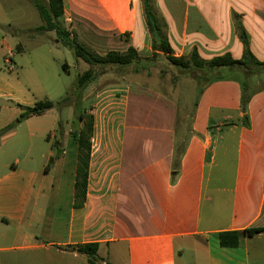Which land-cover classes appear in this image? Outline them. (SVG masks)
Returning <instances> with one entry per match:
<instances>
[{
  "label": "crops",
  "instance_id": "1",
  "mask_svg": "<svg viewBox=\"0 0 264 264\" xmlns=\"http://www.w3.org/2000/svg\"><path fill=\"white\" fill-rule=\"evenodd\" d=\"M30 5L0 0V264H89L78 251L87 244L99 245L98 264H109L102 252L122 264H264V230L244 235L236 248L219 239L221 232L264 229V90L248 105L247 126L233 79L207 86L192 116L174 97L136 80L97 88L87 196L76 208L77 129L61 126L59 113L20 120L22 109L37 102L30 86L39 77L30 81L23 66L20 75L5 64L8 58L16 64L11 54L24 51L18 40L41 37L35 29L42 24L22 20ZM157 6L176 56L196 47L202 58L223 49L241 59L237 14L253 54L264 61V0H157ZM13 8L18 19L10 18ZM63 19L98 55L130 47L142 57L153 54L142 0H65ZM80 62L74 58L77 77L89 67L84 62L80 69Z\"/></svg>",
  "mask_w": 264,
  "mask_h": 264
},
{
  "label": "trees",
  "instance_id": "2",
  "mask_svg": "<svg viewBox=\"0 0 264 264\" xmlns=\"http://www.w3.org/2000/svg\"><path fill=\"white\" fill-rule=\"evenodd\" d=\"M37 10L42 25L35 29V32L43 35L47 32H54L56 42L61 46L68 48L77 61H83L89 69L79 73L77 77V91L72 93L67 91L63 100L54 103L50 100L37 101L32 107H24L20 120L28 119L34 116H41L58 106L59 109L74 104L73 96L76 97L86 90L90 84L95 82L98 76L109 71L115 73H125L128 69L133 68V73L148 71L158 57H164L171 65L184 71L196 72L197 99L195 107L204 91V89L216 81L236 80L241 86V108L245 116L243 122L249 126V117L246 112L252 97L264 90V61L255 57L250 47V37L242 24L239 15L234 14V24L239 39L243 44V55L241 59L236 60L231 54L227 53L210 60L203 59L198 49L195 47L190 54L176 56L170 44L168 37V26L165 19L158 11L155 0H142L144 7V16L149 33L152 38L151 57H142L134 47H130L125 52L111 51L104 56L98 55L81 43L76 34L70 31L63 23L65 0H28ZM20 48V45L18 46ZM63 70L68 73L67 64L63 65ZM216 74L210 78L211 74ZM150 74V73H149ZM226 75H241L242 79L237 77H227ZM261 77L262 83L257 90H253L251 79ZM201 80H206L201 84ZM92 110V107H91ZM1 112V107H0ZM94 129V116L87 108H81L78 115V129L75 137L78 142V159L76 170V183L74 193V206L80 208L84 205L87 196L88 177L91 162L92 135ZM185 150V141L177 148L173 162V181L179 174L180 159ZM51 159L47 170L53 164ZM264 229L250 228L243 231H226L219 234L220 245L224 248H236L244 235H255L263 232ZM98 244H87L78 247V251L85 253L88 257L89 264H98L103 261L98 255Z\"/></svg>",
  "mask_w": 264,
  "mask_h": 264
},
{
  "label": "rangeland",
  "instance_id": "3",
  "mask_svg": "<svg viewBox=\"0 0 264 264\" xmlns=\"http://www.w3.org/2000/svg\"><path fill=\"white\" fill-rule=\"evenodd\" d=\"M26 1V0H25ZM157 5V0H155ZM158 8V6H157ZM17 9L13 8L9 11L11 19H18L20 17L19 13L16 14ZM30 14L26 18H23L24 24L28 26H38L42 24L41 18L36 11V9L30 5ZM159 11V9H158ZM160 12V11H159ZM144 13V7H143ZM161 14V13H160ZM162 15V14H161ZM163 17V15H162ZM164 18V17H163ZM64 25V19H62ZM166 21V20H165ZM167 23V21H166ZM169 31V25L167 23ZM236 28V27H235ZM51 38L48 33L41 35L39 41L36 40H18L17 44L22 43L24 51L14 52L11 54L16 61V73L21 75V67L24 68V73L31 78H35L34 74H37L39 81H35L30 86L32 90L33 98L36 101L50 100L54 103H58L63 100L66 96L67 91L76 93L77 91V68L74 67V56L72 52L63 46H56L49 42ZM224 50L219 49L214 53H205L203 58H212L213 56L223 55ZM68 62L71 67V72L67 73L63 70V65ZM20 66V67H19ZM80 69L86 68L84 62H80ZM89 67H87V70ZM79 70L78 72H82ZM150 73V74H149ZM216 74H211L210 78H214ZM227 77H237L242 79V76L237 75H226ZM197 73L191 71H184L178 67L171 65L164 57H158L155 64L149 68L148 71H142L140 73H133V68L128 69L125 73H115L114 71H109L103 75L98 76L97 80L89 85V87L81 92L77 97L74 95V104L63 107L59 109L56 106L54 109L48 111L47 113H59L61 119V126H64L66 130L78 129V115L81 108H87L91 111L93 95L97 88L117 81H132L136 80L145 86H151L154 90L164 92L169 96L174 97L181 108V111L188 116H192V112L195 107V101L197 99V85L199 81L196 80ZM22 80L24 78L21 77ZM201 84H204L206 80H201ZM28 83V82H26ZM251 85L253 90H257L262 83L261 77L251 79ZM30 84V83H28ZM181 113V115L183 114ZM186 116L185 127H190V118ZM58 134H60V126L57 127ZM59 137V135H58ZM61 149L56 150V156L59 155ZM75 152V145L72 140L68 147V157H72ZM207 206L203 209V218L207 221L208 212ZM253 248V246H252ZM102 252L100 255L104 256L109 264H122L117 261L108 259L107 255ZM122 261L126 260V251H121L118 254ZM110 260V261H109Z\"/></svg>",
  "mask_w": 264,
  "mask_h": 264
},
{
  "label": "built area",
  "instance_id": "4",
  "mask_svg": "<svg viewBox=\"0 0 264 264\" xmlns=\"http://www.w3.org/2000/svg\"><path fill=\"white\" fill-rule=\"evenodd\" d=\"M5 64H6L9 71L15 70V64L12 62V60L10 58L5 60Z\"/></svg>",
  "mask_w": 264,
  "mask_h": 264
}]
</instances>
